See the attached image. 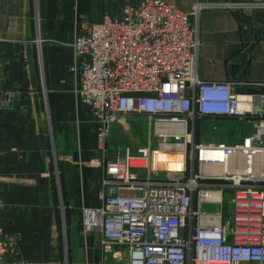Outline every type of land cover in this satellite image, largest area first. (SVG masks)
<instances>
[{
  "label": "built area",
  "instance_id": "2783aa9c",
  "mask_svg": "<svg viewBox=\"0 0 264 264\" xmlns=\"http://www.w3.org/2000/svg\"><path fill=\"white\" fill-rule=\"evenodd\" d=\"M209 6L185 12L140 0L120 18L75 22L70 69L99 124L103 154L93 160L105 168L102 205L82 207V231L99 232L103 253L126 264H264V82L198 76L200 15ZM239 6L264 9V0ZM129 116L148 119L147 142L106 159L112 126ZM219 119L243 128L251 120V133L221 139ZM204 131L214 134L207 139ZM162 155L179 156V169L159 168ZM6 252L0 225V264Z\"/></svg>",
  "mask_w": 264,
  "mask_h": 264
},
{
  "label": "crops",
  "instance_id": "0c3cea01",
  "mask_svg": "<svg viewBox=\"0 0 264 264\" xmlns=\"http://www.w3.org/2000/svg\"><path fill=\"white\" fill-rule=\"evenodd\" d=\"M139 1L0 0V94L9 95L0 100V225L4 240L10 245L6 264H15L14 260H52L59 264L120 262L115 254L103 253L99 232L85 235L82 231V207L102 205L105 168L93 160L102 157L98 148L97 154L92 151L99 124L76 93L70 68L76 21L120 18L126 4L136 5ZM166 1L185 12H190L196 3L211 5L203 10L199 22L197 72L201 79L233 80L231 63L241 62L244 51L252 45L238 77L264 82V39L252 38L253 28L264 29V9L239 6L251 0ZM237 11L252 24L242 21ZM131 118L135 117L128 120ZM59 119L77 130L85 152L78 161L73 154L60 156L69 235L67 252L60 245L61 198L51 187L53 157L47 148L49 129L55 128ZM225 120L228 119L217 123L221 125ZM82 124L86 129L84 142ZM77 162L81 165L80 181L72 185ZM13 178L20 182L7 180ZM3 201L7 204L5 209L1 206Z\"/></svg>",
  "mask_w": 264,
  "mask_h": 264
},
{
  "label": "rangeland",
  "instance_id": "374dc122",
  "mask_svg": "<svg viewBox=\"0 0 264 264\" xmlns=\"http://www.w3.org/2000/svg\"><path fill=\"white\" fill-rule=\"evenodd\" d=\"M89 108V107H88ZM89 110H91L89 108ZM91 113V111H90ZM92 114V113H91ZM62 114H59L61 116ZM131 117V116H129ZM135 118H131L127 121L125 125L116 124L113 125L111 128V131L109 132L108 138H107V145H106V151H105V158L106 159H113L115 158L119 153H122L125 151L126 147H131L133 150L137 148L138 145L146 143L147 142V133L149 130V123L148 119L145 116H134ZM93 118V117H92ZM218 122L217 124H219ZM241 122L237 119H228L225 120V122H221V125L219 126L221 128V131L218 132V136H220L221 139L229 140V141H236L242 137L243 134L251 133L253 123L251 120L248 122L245 121L246 128L240 127ZM54 125V124H53ZM229 127L228 132H225L227 127ZM81 139L82 142L85 141V127L82 124L81 128ZM214 134L213 132L204 131L202 136L204 138L210 139L211 135ZM96 141V142H95ZM95 146L92 148V151L94 153H98L97 151V140L94 139ZM47 148L49 154L53 157L52 162V174H51V187H53L54 192L60 196V220H61V226H60V245L61 250L68 251L69 246V235L67 233V210H65L64 202L62 198L63 194V183H64V174H63V165L62 161L60 159V156L65 155L67 153L73 154L75 159L78 161L79 158L85 156V152L82 148V144L80 142V138L78 135L77 130H72L71 125L64 119H59L58 123L55 124L54 127H50L48 139H47ZM103 153H101L102 155ZM76 172L74 173V180L72 185L76 184V181L79 180V172L81 171V168L76 163ZM160 178H167L170 176L166 172H161L158 175ZM12 182H20L19 178H13V179H7ZM0 181H3V179L0 178ZM80 181V180H79ZM26 198V197H25ZM231 196L226 194V204H225V211L233 214V208L232 203L230 201ZM4 202V201H3ZM3 204V203H2ZM4 209L7 208V204L4 202L3 204ZM219 207L211 204H205L203 205L204 210H217ZM15 239V237H14ZM16 240V239H15ZM14 240V241H15ZM5 243L7 245V252L3 259V264L8 263L7 258L8 254L10 253L9 248L10 245H8L7 241L5 240ZM16 241L13 242L15 245ZM16 252V250H15ZM125 258V257H123ZM110 260L112 258H109ZM7 261V262H6ZM22 260H17L15 264H19ZM118 264H126V260H121L118 262Z\"/></svg>",
  "mask_w": 264,
  "mask_h": 264
},
{
  "label": "water",
  "instance_id": "95a60500",
  "mask_svg": "<svg viewBox=\"0 0 264 264\" xmlns=\"http://www.w3.org/2000/svg\"><path fill=\"white\" fill-rule=\"evenodd\" d=\"M237 15L239 16V18L248 23V24H252V22L248 19H244L241 15V13L239 11H237ZM252 38L254 41H259L261 39H264V29L263 28H260V27H255L253 28L252 30ZM252 47V45H250V47L248 49H246L243 53V56H242V60L241 62H238V63H231V72H230V76L233 80L235 79H240V77H238V72H239V68L240 66L244 63L245 61V58H246V54L248 52V50ZM256 89H252V91H255ZM7 97H9V95L7 93H1L0 94V100H5L7 99ZM11 104V103H10ZM9 105V104H8Z\"/></svg>",
  "mask_w": 264,
  "mask_h": 264
},
{
  "label": "bare ground",
  "instance_id": "6f19581e",
  "mask_svg": "<svg viewBox=\"0 0 264 264\" xmlns=\"http://www.w3.org/2000/svg\"><path fill=\"white\" fill-rule=\"evenodd\" d=\"M161 159H162V162H159L157 165L159 168H163V167L165 169L174 168V170H172V171H176L181 166L180 163L178 162L179 156H173V155L164 156V155H162Z\"/></svg>",
  "mask_w": 264,
  "mask_h": 264
}]
</instances>
